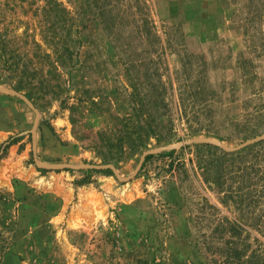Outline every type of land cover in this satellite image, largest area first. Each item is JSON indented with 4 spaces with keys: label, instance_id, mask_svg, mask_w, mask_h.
Returning a JSON list of instances; mask_svg holds the SVG:
<instances>
[{
    "label": "rangeland",
    "instance_id": "obj_1",
    "mask_svg": "<svg viewBox=\"0 0 264 264\" xmlns=\"http://www.w3.org/2000/svg\"><path fill=\"white\" fill-rule=\"evenodd\" d=\"M264 0H0V264H264ZM44 168V169H42Z\"/></svg>",
    "mask_w": 264,
    "mask_h": 264
},
{
    "label": "water",
    "instance_id": "obj_2",
    "mask_svg": "<svg viewBox=\"0 0 264 264\" xmlns=\"http://www.w3.org/2000/svg\"><path fill=\"white\" fill-rule=\"evenodd\" d=\"M263 138H264V134H262L260 136H257V137H254L252 139H248V140L244 141L243 143H241L240 145H237L235 147H229L225 143H219L217 141L208 140V139H205V138H193L192 141H194V142L218 143L219 145H221L222 147H224L225 149H227L229 151H235V150L241 149L242 147H244V146H246L248 144L254 143V142H256V141H258L260 139H263Z\"/></svg>",
    "mask_w": 264,
    "mask_h": 264
},
{
    "label": "trees",
    "instance_id": "obj_3",
    "mask_svg": "<svg viewBox=\"0 0 264 264\" xmlns=\"http://www.w3.org/2000/svg\"><path fill=\"white\" fill-rule=\"evenodd\" d=\"M44 169V168H42ZM259 256L257 255H254L253 253L251 255H249V259L247 260V263L248 264H258V260H259ZM231 262L229 260H226L225 261V264H230Z\"/></svg>",
    "mask_w": 264,
    "mask_h": 264
}]
</instances>
